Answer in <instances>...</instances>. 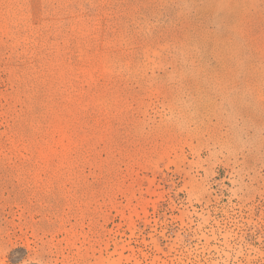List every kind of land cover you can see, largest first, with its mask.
Segmentation results:
<instances>
[{
    "label": "rangeland",
    "instance_id": "obj_1",
    "mask_svg": "<svg viewBox=\"0 0 264 264\" xmlns=\"http://www.w3.org/2000/svg\"><path fill=\"white\" fill-rule=\"evenodd\" d=\"M0 264H264V0H0Z\"/></svg>",
    "mask_w": 264,
    "mask_h": 264
}]
</instances>
